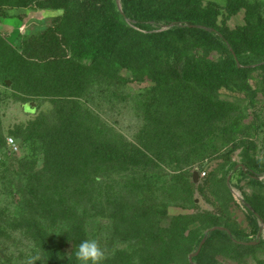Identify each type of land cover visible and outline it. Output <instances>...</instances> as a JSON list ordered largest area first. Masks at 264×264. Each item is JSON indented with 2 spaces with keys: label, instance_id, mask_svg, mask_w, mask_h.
Here are the masks:
<instances>
[{
  "label": "trees",
  "instance_id": "1",
  "mask_svg": "<svg viewBox=\"0 0 264 264\" xmlns=\"http://www.w3.org/2000/svg\"><path fill=\"white\" fill-rule=\"evenodd\" d=\"M132 1L122 0L126 6ZM192 1L175 0L179 7L174 8L188 10ZM104 3L107 0H87L83 16L75 19L76 30L60 40L57 30H47L21 44L20 49L4 51L0 43V82L11 80L14 95L27 101L25 107L35 104V108L28 107L30 113H36L38 101H49V108L13 132L27 152L21 158L15 155L16 142L17 150L9 152L0 131V183L14 199L9 211L14 217L4 216L0 224L7 231L10 227L19 229L29 238L37 264H61L68 257V247L71 263L78 264L75 251L80 241L99 242L93 223L100 217L111 220L112 242L129 247L121 264H163L180 257L182 249L188 247L184 233L190 225L189 216H173L166 226L162 224L168 208L187 209L191 201L193 167L204 159L200 150L219 119L211 111L216 104L207 106L211 89L207 85L197 87L202 83L192 81V72L186 71L192 67L183 68L174 83L160 82L153 89L152 99L139 95L146 101L131 104L129 109L135 111L139 123L132 139H127L109 116L105 119L107 105L120 110L118 100L126 99L118 87L127 84L121 71L133 70L130 53L137 52L135 47L144 42H159L164 34L150 30L143 33L146 29L140 26L131 28L126 19L138 20L124 9L96 23L91 16ZM237 5L236 0H229L231 12L237 11ZM211 8H191L189 15L165 23L179 25L174 35L180 40L187 36L207 49L216 43L229 54V63L212 65L221 68L215 78L222 84L225 76L241 74L242 67L263 65L264 30L258 25L250 28L249 50L242 49L239 38L217 30V13ZM158 20L152 21L157 24ZM22 51H26L25 57ZM109 62L116 70L108 74L96 70L99 64ZM209 66L204 63L205 72ZM199 69L196 64V78ZM149 74L153 81V74ZM113 99L117 101L113 103ZM168 166L174 174L167 172ZM236 167L231 166L228 172ZM240 169L252 183L262 184L258 178L264 174V164L258 170ZM243 206L255 215L249 200L243 199ZM249 223L256 227L252 220ZM224 229L213 230L208 238L219 236L236 246L253 247L247 245L249 237ZM205 236L197 240L198 245ZM206 243L207 239L202 248ZM202 248L192 262L200 258ZM113 259L105 253L103 264H112Z\"/></svg>",
  "mask_w": 264,
  "mask_h": 264
},
{
  "label": "rangeland",
  "instance_id": "2",
  "mask_svg": "<svg viewBox=\"0 0 264 264\" xmlns=\"http://www.w3.org/2000/svg\"><path fill=\"white\" fill-rule=\"evenodd\" d=\"M86 1L27 0L23 5L17 0H2L0 43L5 46L4 51L20 49L21 44L44 34L47 30H57L55 34L58 33L56 37L59 40L63 38L62 35L65 37L68 34L72 35L78 25L75 19L77 16H83ZM228 3L229 0H193L189 9L197 11L212 7L211 9L217 13L214 20L217 30L227 37L239 38L241 48L249 50L252 36L250 28L258 25L264 30V0H236V5L239 3L236 12L230 11ZM174 6L179 7L175 0H133L128 6L123 4L122 0H107V3L97 8L91 16L98 23L105 16L114 17L116 10L122 12L124 9L128 15L138 20L126 19L131 28L137 29V26H140L139 28L146 29L143 33L150 30L164 34L159 42L152 44L144 42L143 46L135 47L138 53L136 51L130 53L133 61L131 67L134 71L122 70L120 74L127 84L118 87L119 93L126 99L118 100L120 110L112 105V111L110 105H107L109 113L105 115V119L108 120L109 116L120 132L131 140L139 123L135 111L129 109L131 104L146 101L139 95L152 96L153 89L159 87L160 82L174 83L183 68L192 67L186 70L188 73L192 72L189 77L192 81L202 83L197 87L205 88V85L210 87L207 106L210 103L216 104L211 111L219 119L213 124L214 133L200 150L204 159L193 167L192 172L197 174L205 172V176L198 175L196 180L193 179L189 206H186L187 209L168 208L162 224L166 226L173 216H189L190 225L184 233L188 247L182 249L180 257L163 264H188V256L197 250V240L203 234H206L207 243L202 248L200 258L190 264H264V174L259 176L258 181L262 184L258 185L245 177L240 169V166H243L245 169L258 170L264 164V64L250 68L242 67L241 74L232 73L225 76L224 84L220 83L215 76L217 73L220 74L221 68L216 69L212 65L229 63V54L216 43H211L207 49L187 36H184L183 40L178 39L174 31L179 25L177 23L167 25L165 22L181 15H189V9L183 10L184 7H180L176 10ZM155 18H160L157 24L152 21ZM168 53L170 55L167 58ZM21 54L25 57L26 51H22ZM206 62L210 63L207 72L203 69ZM196 64L200 65L197 78L194 73ZM96 70L108 74L116 68L109 62L102 66L99 64ZM149 73L153 74V81L148 78ZM180 81L183 82L181 79ZM155 82L158 85L155 86ZM12 85L11 80H5V84L0 82V131L6 140L11 138L14 143L16 142L18 150L15 155L21 158L26 151L13 132L17 127L30 122L37 113L49 108V101H38L36 113H30L29 108L24 106L27 101L14 95L16 90ZM107 89L112 90L111 86ZM116 101L113 99V103ZM233 165L237 167L229 173L228 169ZM167 172L175 173L171 166H168ZM5 191L0 183V221L4 216L9 219L14 217L9 212L14 199H10ZM243 199L250 201L255 215L246 211ZM249 220L256 224L255 228ZM192 221L194 223H191ZM110 223L109 218L100 217L93 226L103 251L114 257L112 264L116 262L121 264L123 253L128 254L129 247L116 246V242H112L113 228ZM1 225L0 264H37L34 259L35 249L29 238L21 235L19 229L10 227L7 231L5 226ZM215 226H222L241 236L249 237V241L246 242L254 244L247 245L253 247L236 246L219 236L208 238L210 237L208 233L212 232L211 229ZM70 252L68 247L65 252L68 257L65 256L61 264H72Z\"/></svg>",
  "mask_w": 264,
  "mask_h": 264
},
{
  "label": "clouds",
  "instance_id": "3",
  "mask_svg": "<svg viewBox=\"0 0 264 264\" xmlns=\"http://www.w3.org/2000/svg\"><path fill=\"white\" fill-rule=\"evenodd\" d=\"M75 257L78 264H103L105 253L97 240L84 239L77 245Z\"/></svg>",
  "mask_w": 264,
  "mask_h": 264
},
{
  "label": "water",
  "instance_id": "4",
  "mask_svg": "<svg viewBox=\"0 0 264 264\" xmlns=\"http://www.w3.org/2000/svg\"><path fill=\"white\" fill-rule=\"evenodd\" d=\"M26 107H32V108H35V104H34V103H29V104L26 105ZM197 176H198V174L195 173V172H193V179H194V180H196ZM211 230H212V231H213V230H221V231H225V229L222 228V227H214V228H212ZM227 232H228V231H227ZM228 233L230 234V232H228ZM205 240H206V236H205V237L202 239V241L199 243L197 250H196L194 253H192V254H190V255L188 256V260H189L190 263H192V258L196 257V256L199 254V252H200V250H201V248H202V246H203ZM248 244L251 245V244H254V243H248Z\"/></svg>",
  "mask_w": 264,
  "mask_h": 264
},
{
  "label": "built area",
  "instance_id": "5",
  "mask_svg": "<svg viewBox=\"0 0 264 264\" xmlns=\"http://www.w3.org/2000/svg\"><path fill=\"white\" fill-rule=\"evenodd\" d=\"M6 141H7V144H8L10 152H15L17 150V147H16L13 139L8 138ZM199 176L200 177H204L205 176V172L199 173Z\"/></svg>",
  "mask_w": 264,
  "mask_h": 264
}]
</instances>
